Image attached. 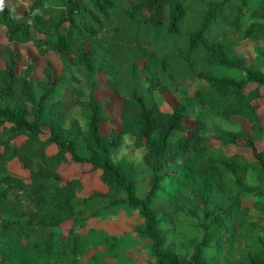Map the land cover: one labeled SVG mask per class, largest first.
I'll list each match as a JSON object with an SVG mask.
<instances>
[{
  "label": "trees",
  "instance_id": "1",
  "mask_svg": "<svg viewBox=\"0 0 264 264\" xmlns=\"http://www.w3.org/2000/svg\"><path fill=\"white\" fill-rule=\"evenodd\" d=\"M14 1L0 11L7 40L73 56H63L64 72L81 69L87 90L81 124L54 112L58 78L46 72L35 100L29 67L16 75L9 55L0 70V264L119 260L120 236L85 228L118 211L141 221L133 233L148 241V264H264V206L241 202L264 197V149L243 151L264 144V50L256 49L254 68L235 50L242 40H264V0H25V20L5 4ZM182 74L203 83L189 94L178 85ZM153 92L181 98L161 111ZM107 101L118 126L102 134ZM210 116L241 118L249 132L241 125L208 136ZM125 134L145 151L143 197L132 163L111 156ZM45 146L54 154L46 157ZM11 160L25 177L3 169ZM69 161L87 166L105 191L81 196L79 178L61 180L56 168ZM248 172L256 184L246 182ZM179 213L198 234L176 254L168 234Z\"/></svg>",
  "mask_w": 264,
  "mask_h": 264
},
{
  "label": "rangeland",
  "instance_id": "2",
  "mask_svg": "<svg viewBox=\"0 0 264 264\" xmlns=\"http://www.w3.org/2000/svg\"><path fill=\"white\" fill-rule=\"evenodd\" d=\"M11 10L14 12L15 17L18 20H25L27 12V3L25 0L6 2ZM260 48L264 50V40L254 41L251 39H245L239 42L235 47V50L244 57L245 65L249 68L256 67L255 54L256 49ZM13 58V69L16 75H22L23 70L29 67L28 70V81L32 84V90L34 93V99L37 100L39 96V89L43 87L44 81L46 79L45 73H49L53 78H58L59 82L54 88L53 95L51 97V106L54 108V112L63 115L66 120L77 119L81 124L84 120L80 113L79 101H84V94L86 93L87 86L83 71L77 69L75 66L72 70L64 72L62 59L64 57L73 60V56L67 53H57L55 51H47L44 54H39L34 46L27 43H16L10 42L5 36V29L0 26V70L5 68L7 61L10 56ZM11 58V59H12ZM68 74V76H67ZM228 76H238L239 73L234 70H228L225 72ZM100 81H104L105 76L99 75ZM202 81L194 78H190L187 75H181L178 80V85L180 88L185 89L190 94L192 90L202 85ZM145 85H143L144 87ZM77 91L76 97H72L73 92ZM104 92L101 90L96 91V96H103ZM151 98L158 105L161 111H170L172 107L181 98V94L176 95H165L153 92ZM49 102V104H50ZM12 105V102H8ZM105 110L108 115L111 116L110 122H104L101 126V133L107 134L111 128H116L118 126V116H115V110L110 102L107 101L104 104ZM259 115L264 119V100L260 101L258 108ZM244 126L249 132V125L246 121L241 118H230L229 120H223L219 117H209L207 120L208 129L205 134L210 136L213 133V128H218L224 131H236L238 127ZM43 131L46 128L43 127ZM19 138L15 139L14 142H18ZM264 149V144L261 142L255 143L253 149H245L244 154L247 157L259 150ZM54 148L52 146L44 147V155L46 157L54 154ZM144 149L141 147H135L133 143V138L129 134H125L123 137V142L111 151V156L114 161L121 158H126L132 163L135 172L136 179V193L139 197H143L147 190V170L143 163ZM44 156V157H45ZM45 157V158H46ZM3 169L15 176L23 178L26 176L27 171L24 167L15 160L7 161L4 163ZM56 171L61 177V180H66L70 178H79L82 183V189L79 194L81 196H87L93 192H103L105 187L98 181L97 175L91 172L89 168L85 165L75 164L71 161L60 163ZM246 182L248 184H256L254 174L248 172L246 175ZM260 202L264 206V197L246 195L242 197L241 202L250 206L252 202ZM255 211L250 209V214H254ZM141 221L138 219L136 213L127 216L124 212H116L110 214L104 218L95 219L86 224V229L101 230L109 235L120 236L123 239L124 250L120 259L118 260H108L107 264H148L151 258L145 248L148 244L146 240H140L133 233L134 228ZM197 228L193 220L183 216L181 213L177 215L176 227L169 232L168 238L173 242V248L176 254L185 252L184 244L190 241V239L196 236ZM105 260V257L103 258ZM79 264H90L84 259H79Z\"/></svg>",
  "mask_w": 264,
  "mask_h": 264
},
{
  "label": "clouds",
  "instance_id": "3",
  "mask_svg": "<svg viewBox=\"0 0 264 264\" xmlns=\"http://www.w3.org/2000/svg\"><path fill=\"white\" fill-rule=\"evenodd\" d=\"M4 7V0H0V11L3 10Z\"/></svg>",
  "mask_w": 264,
  "mask_h": 264
}]
</instances>
